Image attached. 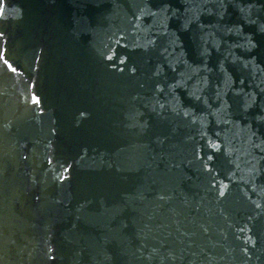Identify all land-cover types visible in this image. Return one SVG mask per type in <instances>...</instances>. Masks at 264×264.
<instances>
[{"label":"water","instance_id":"obj_1","mask_svg":"<svg viewBox=\"0 0 264 264\" xmlns=\"http://www.w3.org/2000/svg\"><path fill=\"white\" fill-rule=\"evenodd\" d=\"M0 264H264V0H0Z\"/></svg>","mask_w":264,"mask_h":264}]
</instances>
